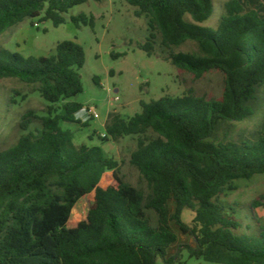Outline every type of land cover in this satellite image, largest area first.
Returning <instances> with one entry per match:
<instances>
[{
	"label": "trees",
	"instance_id": "16d2710c",
	"mask_svg": "<svg viewBox=\"0 0 264 264\" xmlns=\"http://www.w3.org/2000/svg\"><path fill=\"white\" fill-rule=\"evenodd\" d=\"M88 0H0V34L27 19L66 23L65 14ZM138 18L148 19L150 37L140 45L153 56L158 34L169 61L197 78L212 71L224 75L221 100L193 94L166 95L141 101L142 111L129 119L111 114L103 141L138 137L130 163L147 182V189L127 183L120 162L103 147L80 145L62 123L79 124L83 106L55 105L84 92L80 71L86 63L77 41L58 43L50 57H24L0 50V78H18L35 86L50 104L40 128L30 131L32 113L23 134L0 151V264H176L169 256L178 235L194 238L187 247L192 258L214 264H264V224L243 225L236 209L220 203L235 192L236 181L264 175V123L254 140L215 141L223 122L254 116L251 103L264 86V18L247 11L241 0L223 5L216 30L203 26L215 12L214 0H128ZM78 28L95 27V18L71 17ZM195 43L196 54L176 53ZM120 54L115 57H123ZM100 86L98 78L94 79ZM93 138V137H92ZM103 182L107 185L104 187ZM93 195L94 205L77 227L69 228L74 208ZM175 212H170V202ZM260 207L255 201L253 213ZM194 212L186 224L184 211ZM157 216L153 225L148 216Z\"/></svg>",
	"mask_w": 264,
	"mask_h": 264
},
{
	"label": "rangeland",
	"instance_id": "374dc122",
	"mask_svg": "<svg viewBox=\"0 0 264 264\" xmlns=\"http://www.w3.org/2000/svg\"><path fill=\"white\" fill-rule=\"evenodd\" d=\"M229 0H214L215 12L203 26L216 30L223 15V5ZM247 11L257 10L264 18V0H241ZM137 9L128 0H88L85 4L74 7L65 14L66 23L55 27L52 21L41 22V18L27 19L23 23L11 27L0 34V50L19 53L24 57H50L56 53L58 43L73 40L80 43L86 52V63L80 71L84 92L75 98L55 105L58 114H65L64 105L76 102L83 109L75 115L80 121L62 123L65 130L74 134L77 146H100L109 157L120 162L121 176L129 184L146 190L147 182L139 171L131 165L132 153L138 148V137H124L118 141H103L106 126L111 114H120L129 119L140 113L141 101L159 100L166 95L179 97L193 94L207 100H221L224 92V75L220 71H212L201 78L180 70L170 61V51L161 45V36H157V44L153 56L140 49L150 37L148 19L138 18ZM85 14L95 18V27H77L71 17ZM176 53L198 52L195 43L188 42L173 50ZM123 57H115L117 55ZM98 78L100 86L94 79ZM50 104L36 91L35 86L28 85L18 78H0V151L13 147L23 134L22 123L25 117L32 113L30 131L40 128L38 118L47 116ZM255 114L242 122H223L220 124L215 141L241 142L254 140L264 123V86L258 90L257 98L251 103ZM93 107L99 114L94 119L88 114V108ZM93 137V138H92ZM237 190L223 194L219 202L228 204L238 212L242 222L240 233H251L247 226H257L256 220L264 224V175H258L252 180L235 182ZM102 185L105 187L106 182ZM255 201L260 207L255 213L251 204ZM94 205L93 195L81 199L74 208L69 228H75L85 219ZM170 212H175V203L170 202ZM153 225H157V216L148 211ZM195 214L186 209L183 221L191 225ZM254 218V219H253ZM172 227L178 235L169 256L178 255L176 264H214L198 260L190 256L187 247L196 248L193 237L183 234L173 222ZM159 264H164L159 260Z\"/></svg>",
	"mask_w": 264,
	"mask_h": 264
},
{
	"label": "built area",
	"instance_id": "2783aa9c",
	"mask_svg": "<svg viewBox=\"0 0 264 264\" xmlns=\"http://www.w3.org/2000/svg\"><path fill=\"white\" fill-rule=\"evenodd\" d=\"M87 111H88V114H89L91 117H93L94 119H99V118H100L99 114L96 112V110H95L93 107L88 108Z\"/></svg>",
	"mask_w": 264,
	"mask_h": 264
}]
</instances>
